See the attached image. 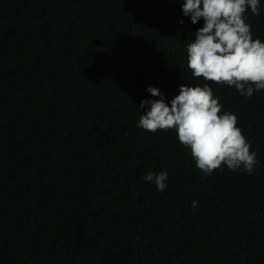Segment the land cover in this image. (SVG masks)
I'll use <instances>...</instances> for the list:
<instances>
[{
	"label": "trees",
	"instance_id": "16d2710c",
	"mask_svg": "<svg viewBox=\"0 0 264 264\" xmlns=\"http://www.w3.org/2000/svg\"><path fill=\"white\" fill-rule=\"evenodd\" d=\"M182 2L0 0V264H264V90L192 75ZM244 16L264 42V0ZM205 83L251 174L205 175L175 129L137 126L149 85Z\"/></svg>",
	"mask_w": 264,
	"mask_h": 264
},
{
	"label": "clouds",
	"instance_id": "9594fccd",
	"mask_svg": "<svg viewBox=\"0 0 264 264\" xmlns=\"http://www.w3.org/2000/svg\"><path fill=\"white\" fill-rule=\"evenodd\" d=\"M259 8L260 0H183L184 16L193 24L203 19L186 44L187 66L194 77L234 87L246 97L264 90V42L253 39L244 16L248 9L258 16ZM146 92L159 98L141 100L138 127L148 132L175 129L205 175L223 165L252 173L258 163L256 153L237 127V116L222 111L209 84H181L167 103L159 88L149 85ZM167 177V171L148 172L143 179L163 192ZM197 204L192 201L193 208Z\"/></svg>",
	"mask_w": 264,
	"mask_h": 264
}]
</instances>
